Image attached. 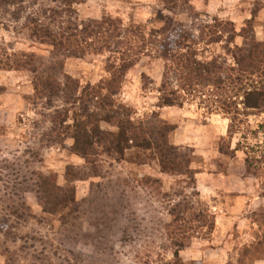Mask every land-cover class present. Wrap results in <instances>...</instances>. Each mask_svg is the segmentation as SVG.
<instances>
[{"label":"rangeland","instance_id":"1","mask_svg":"<svg viewBox=\"0 0 264 264\" xmlns=\"http://www.w3.org/2000/svg\"><path fill=\"white\" fill-rule=\"evenodd\" d=\"M189 7L171 13L161 0H81L71 19L64 14L55 23L51 11L61 8L52 0L0 9V264H175L168 226L179 202L214 222L211 233L190 236L183 262L264 264V115L251 116L231 139L230 120L208 98H191L182 108L159 105L162 44L173 47L215 19L232 22L238 32L251 27L250 36L264 41V0H192ZM106 18L123 33L134 28L140 34L120 39V48L135 53L138 62L126 71L116 101L134 111L153 140L162 125L170 126V143L189 160L190 174L183 166L172 173L151 151L132 148L123 160L101 153L94 175L70 150L71 139L58 141L54 120L63 101L34 98L35 74L18 69L34 55L39 68L61 81L70 77L87 87L105 80L110 52H60L35 39L30 25L51 22L56 29L69 20ZM143 42L145 51L137 55ZM244 45L237 38L230 46ZM226 46L202 44L200 50L205 58L232 64ZM101 128L119 132L106 122ZM248 157L258 160L252 161L256 173H248ZM41 176L75 190L76 212L44 210Z\"/></svg>","mask_w":264,"mask_h":264},{"label":"trees","instance_id":"2","mask_svg":"<svg viewBox=\"0 0 264 264\" xmlns=\"http://www.w3.org/2000/svg\"><path fill=\"white\" fill-rule=\"evenodd\" d=\"M27 0H0V9L19 7ZM192 0H161L164 8L171 12H187ZM60 5L59 10H52L50 18L54 23L57 18L67 15L73 17V7L81 0H52ZM65 9V10H64ZM70 15V16H69ZM250 26V22H248ZM53 23H37L30 25L32 36L42 44L74 55L90 51L93 54L110 52L108 61V77L96 85L81 87L70 77L61 81L54 75L46 74L37 66L38 57L32 55L29 61L22 62L18 69H31L35 74L34 89L37 100L46 99L55 103L60 99L63 107L55 116L54 123L58 131V141L65 138L73 141L70 150L93 167L94 175L99 173L97 163L101 153L109 157L124 159L132 148L151 151L153 156L168 171L190 174L189 160L173 144L170 143V126L162 125L157 140L151 133L134 119V111L116 101L121 90L126 71L138 62V58L129 54L128 49L120 48L121 37L139 36L134 29L124 30L121 25L111 19L79 22L69 20L65 27L54 29ZM251 27L238 32L232 22L215 19L204 25L196 33L186 34L170 46L162 44L160 58L165 62L163 83L159 90V105L162 108L184 107L191 98L208 101L216 107L217 113L230 120L229 137L233 139L243 130L251 116L264 115V41H257L250 36ZM142 37V36H141ZM237 38H244L242 47L231 44ZM144 39V38H143ZM225 43L224 48L233 59V63L219 57L205 58L200 46L212 47ZM139 47L136 54L142 55L146 48ZM128 46V44H125ZM130 50H133L131 47ZM42 65V64H41ZM72 118L69 121V115ZM106 122L116 127L119 132L102 130L101 124ZM55 128V129H56ZM264 130V125H262ZM259 135V132H256ZM61 141V142H60ZM240 147V146H239ZM242 147V146H241ZM227 153V152H226ZM264 160V158H262ZM255 158L248 157L247 171L255 172ZM258 171L260 167L257 168ZM71 173H75L70 168ZM256 173V172H255ZM39 197L44 210L51 214L60 211L76 212L75 190L58 186L50 177L40 178ZM172 222L168 226L175 251V264L183 262L181 252L190 246L193 233L214 229V222L204 213L195 212L189 202H179L171 209Z\"/></svg>","mask_w":264,"mask_h":264}]
</instances>
